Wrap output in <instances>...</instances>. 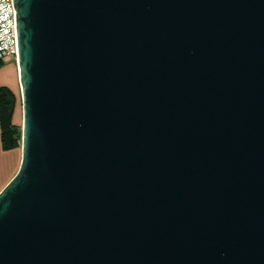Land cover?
<instances>
[{
  "label": "water",
  "instance_id": "95a60500",
  "mask_svg": "<svg viewBox=\"0 0 264 264\" xmlns=\"http://www.w3.org/2000/svg\"><path fill=\"white\" fill-rule=\"evenodd\" d=\"M13 4L0 264H264V0Z\"/></svg>",
  "mask_w": 264,
  "mask_h": 264
},
{
  "label": "crops",
  "instance_id": "0c3cea01",
  "mask_svg": "<svg viewBox=\"0 0 264 264\" xmlns=\"http://www.w3.org/2000/svg\"><path fill=\"white\" fill-rule=\"evenodd\" d=\"M0 70V86L10 88L20 96L19 70L16 60L10 58ZM19 106V105H18ZM23 117V116H22ZM14 122L19 125V110L15 113ZM23 123V122H22ZM22 163V148L6 151L1 140L0 127V193L15 177Z\"/></svg>",
  "mask_w": 264,
  "mask_h": 264
},
{
  "label": "trees",
  "instance_id": "16d2710c",
  "mask_svg": "<svg viewBox=\"0 0 264 264\" xmlns=\"http://www.w3.org/2000/svg\"><path fill=\"white\" fill-rule=\"evenodd\" d=\"M16 60L14 57H12ZM9 60V59H8ZM7 60L0 59V70ZM21 102V91L18 97L10 88L0 86V127L3 148L6 151L21 148L22 126L14 122L15 113Z\"/></svg>",
  "mask_w": 264,
  "mask_h": 264
},
{
  "label": "built area",
  "instance_id": "2783aa9c",
  "mask_svg": "<svg viewBox=\"0 0 264 264\" xmlns=\"http://www.w3.org/2000/svg\"><path fill=\"white\" fill-rule=\"evenodd\" d=\"M18 58L17 12L13 0H0V59Z\"/></svg>",
  "mask_w": 264,
  "mask_h": 264
},
{
  "label": "rangeland",
  "instance_id": "374dc122",
  "mask_svg": "<svg viewBox=\"0 0 264 264\" xmlns=\"http://www.w3.org/2000/svg\"><path fill=\"white\" fill-rule=\"evenodd\" d=\"M18 110H19V125L22 126V122H23V115H22V103H19L18 106Z\"/></svg>",
  "mask_w": 264,
  "mask_h": 264
}]
</instances>
